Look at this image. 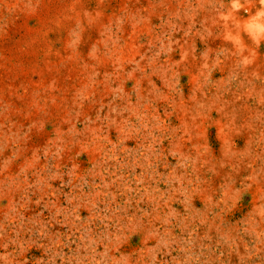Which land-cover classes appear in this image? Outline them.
<instances>
[{
    "label": "rangeland",
    "instance_id": "obj_1",
    "mask_svg": "<svg viewBox=\"0 0 264 264\" xmlns=\"http://www.w3.org/2000/svg\"><path fill=\"white\" fill-rule=\"evenodd\" d=\"M0 264H264V0H0Z\"/></svg>",
    "mask_w": 264,
    "mask_h": 264
}]
</instances>
